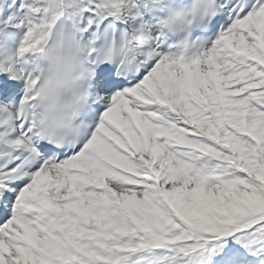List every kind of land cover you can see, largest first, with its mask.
Here are the masks:
<instances>
[{"label":"snow or ice","instance_id":"6c2138e0","mask_svg":"<svg viewBox=\"0 0 264 264\" xmlns=\"http://www.w3.org/2000/svg\"><path fill=\"white\" fill-rule=\"evenodd\" d=\"M3 11L23 37L0 44L22 85L0 103V264H264V0ZM49 29L92 77L79 135L57 143L33 107Z\"/></svg>","mask_w":264,"mask_h":264},{"label":"clouds","instance_id":"9594fccd","mask_svg":"<svg viewBox=\"0 0 264 264\" xmlns=\"http://www.w3.org/2000/svg\"><path fill=\"white\" fill-rule=\"evenodd\" d=\"M58 0H47L50 14H54ZM187 20V26L195 23ZM42 45L41 56L46 68L33 92L38 109L37 124L44 138L53 143L75 139L80 132L81 116L91 95V74L86 69L82 49L72 33H62ZM79 121V122H78Z\"/></svg>","mask_w":264,"mask_h":264}]
</instances>
